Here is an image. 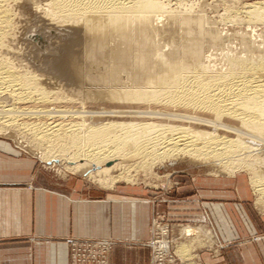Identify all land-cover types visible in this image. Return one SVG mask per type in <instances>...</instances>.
<instances>
[{
    "label": "bare ground",
    "instance_id": "1",
    "mask_svg": "<svg viewBox=\"0 0 264 264\" xmlns=\"http://www.w3.org/2000/svg\"><path fill=\"white\" fill-rule=\"evenodd\" d=\"M162 1L0 0V128L19 130L45 164L59 159L107 188L129 180L130 162L156 167L186 159L231 174L249 171L257 204L264 199V38L257 44L249 34L263 37L255 24H264V3L226 10L228 23L249 29L237 32V48L232 36L191 15V0H174L177 11ZM23 16L70 33L46 71L15 63ZM62 83L80 101L110 109L48 107ZM201 232L212 239L207 226L181 230L188 237ZM185 247L177 246L180 259Z\"/></svg>",
    "mask_w": 264,
    "mask_h": 264
},
{
    "label": "rangeland",
    "instance_id": "2",
    "mask_svg": "<svg viewBox=\"0 0 264 264\" xmlns=\"http://www.w3.org/2000/svg\"><path fill=\"white\" fill-rule=\"evenodd\" d=\"M163 1L167 2L165 0ZM254 2L264 3V0H191V2L189 1V3L186 4L189 5L192 16H201L205 19V22L213 24L217 35H223L224 32H226L232 36L229 40L232 45H237L236 47L238 48L239 41L237 32H241V34H249V29H247L244 22H240L238 24L228 23V21L225 20V14L227 16L226 12L228 11L229 13L230 11L232 12L231 15H233V12L238 11L246 3ZM166 4H168L171 11H177L178 6L174 0H170ZM28 18V16H23L21 18V25L19 27L20 40L16 41L18 44L15 43L14 45L19 51V56L18 59L15 60V63H18L19 61L28 67L32 64L33 67L46 71L48 67L50 68V65L53 66L54 64L52 63H54V61L62 55V49L58 48L56 44L59 43V40H70V33L55 31L54 29L44 30V28L40 26L36 20ZM26 19H28V21ZM195 29L197 30L196 27ZM255 30L258 35L260 34V36L263 37L253 38L252 34L249 35L252 36V39H254L258 44L259 41L261 42L264 38V24H255ZM26 32L28 33L25 35L24 33ZM171 35L173 36L172 33ZM24 41H30L32 49H26L27 42ZM160 42L163 43L164 40ZM162 50L159 52L166 53L168 51V49ZM36 74L38 75L40 72H36ZM63 86L60 88L56 87L52 91L53 97L58 98V102L55 101L53 102V107L52 104H49L48 107L54 108L57 105V109L70 107V109L84 108L86 111H98L100 110L99 108L110 109L109 107H111V105L108 104H105L106 107L104 104L97 105V103L93 102H91V104L90 101L87 102L84 97H82V101H80L81 97L71 96L70 92H68L69 87H66L64 84ZM78 105H80V107ZM0 143L7 144L8 149H11V151H2L0 148V151L31 159L36 166V170L39 172L38 174L44 175V177L54 183L60 184L64 181L79 182L88 189L98 192L110 189L103 185H99L97 182L87 180V175L83 174L84 171L83 173L82 171L76 173L69 172L65 168L63 162H59V159L45 164L42 159H40V150H38V148L34 146L33 142L28 140V138L22 135L16 128H0ZM130 164L131 165L128 169L125 170V175L129 176V180H117L118 182H114L111 188L114 186H138L143 187L149 192V198L152 205L150 238L144 246L149 250L150 264H238V262L241 261L238 255L241 244L247 243L250 239H253L254 241L256 237L263 235V225L261 224V220L258 215L260 214L258 209L261 212H264V199L254 205L255 200L258 199L259 196L253 192L250 186L251 184L249 178L251 175L249 171H246V173L238 172L237 169H233V171H235H232L233 175L231 174L230 169L229 171H223L221 168L213 167L211 165L208 166L207 164L205 165V163L201 162H192L190 160L186 161V159L177 160L176 164L174 162L173 165H170L168 162H163L160 166L155 164L156 167L152 165L147 167L146 165L140 166L139 164L136 165L133 162H130ZM109 165L111 164H108V166ZM127 171L129 172L127 173ZM107 181H110L108 177L105 178V182ZM237 184L243 188V191L249 197V202L246 203L245 207L247 214L254 225L257 236H249L242 229H240V232L237 231L238 234H234L232 239H227L224 235L225 232L220 227V224H218V221L214 218L216 220L215 222L213 217L210 216L206 210L199 209L197 212L198 215L193 217H181L179 216L180 213L177 210H174L176 207L188 204L191 200H195L197 203H201V199H205L206 201L203 202L207 203L214 202V199L208 200L206 198H216L221 195L220 193L223 191H230L234 193L235 189L232 186ZM202 226H207L210 230L212 237L211 240L207 238L206 235H203L202 232L198 235L195 234L190 237L183 236V234H181V230L184 227L200 228ZM235 228L237 229L236 226ZM190 239H192L191 242L189 241ZM72 241L80 243L85 241L102 240L76 238L68 240L67 244L69 247L71 263L74 262L71 245ZM111 241L113 243L104 256L107 262L109 254L115 246L119 244V242L114 240ZM180 243H183L186 246V254L188 253V256L182 259L176 255L177 246ZM88 247L91 246H87L86 248ZM90 256L91 253L88 250H83L76 255V259L80 261H89L88 259Z\"/></svg>",
    "mask_w": 264,
    "mask_h": 264
},
{
    "label": "crops",
    "instance_id": "3",
    "mask_svg": "<svg viewBox=\"0 0 264 264\" xmlns=\"http://www.w3.org/2000/svg\"><path fill=\"white\" fill-rule=\"evenodd\" d=\"M0 148L11 151L7 144L0 143ZM2 151L0 264H73L67 244L71 238L119 242L105 264H150L144 246L150 238L152 212L147 190L114 186L98 192L79 182L54 183L38 174L31 159ZM232 187L234 193L223 191L216 198H206L214 202L191 200L174 210L181 217L206 210L227 239L240 229L257 236L245 207L249 197L239 184ZM258 211L264 232V212ZM240 247L238 264H264V233Z\"/></svg>",
    "mask_w": 264,
    "mask_h": 264
},
{
    "label": "built area",
    "instance_id": "4",
    "mask_svg": "<svg viewBox=\"0 0 264 264\" xmlns=\"http://www.w3.org/2000/svg\"><path fill=\"white\" fill-rule=\"evenodd\" d=\"M102 243H105V242H101V241H85V242H80V243L71 242L73 255H74V261L79 264H93V263L99 262V260L103 262L105 258L104 257L105 253L109 249V247L112 245L113 242L112 243L107 242L109 247L105 251L102 249L99 252L98 251L94 252V248H101V247H104L105 244H107V243L105 244H102ZM87 246H91V247L86 248ZM83 250H88L91 253L90 258L88 259L89 261L87 260L80 261L76 259V255L80 253V251H83Z\"/></svg>",
    "mask_w": 264,
    "mask_h": 264
}]
</instances>
